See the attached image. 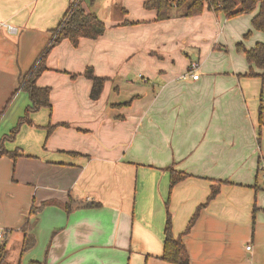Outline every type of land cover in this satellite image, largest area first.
Returning <instances> with one entry per match:
<instances>
[{"label":"crops","instance_id":"obj_1","mask_svg":"<svg viewBox=\"0 0 264 264\" xmlns=\"http://www.w3.org/2000/svg\"><path fill=\"white\" fill-rule=\"evenodd\" d=\"M69 1L0 0V123L20 95L13 126L25 114L21 77ZM95 1L81 4L103 33L49 50L36 85L49 88L50 106L5 141L16 156H0L4 264H175L160 258L166 206L176 236L218 183L181 236L189 264H264V79L247 75L263 69L236 48L264 42L256 10L172 8L159 20L136 0L105 19ZM92 76L102 79L95 97ZM170 168L187 174L171 188ZM24 236L33 241L21 253Z\"/></svg>","mask_w":264,"mask_h":264},{"label":"trees","instance_id":"obj_2","mask_svg":"<svg viewBox=\"0 0 264 264\" xmlns=\"http://www.w3.org/2000/svg\"><path fill=\"white\" fill-rule=\"evenodd\" d=\"M90 3L93 0H89ZM82 0H70L66 10L62 17L58 21L55 27L50 29V37L46 44L37 54L35 60L29 67V69L22 75L20 80V87L27 91L30 99V104L25 108V114L18 120L16 125L11 130L9 136L12 139L18 130L21 123L27 122L32 124L31 119L28 117L30 111L39 109L40 107H49V88L39 87L36 85V78L39 76L41 71L45 68L44 59L49 50L57 44L61 39H68L71 44L76 45L79 38H95L103 33L105 28L104 22L93 12H88L82 7ZM143 5L148 9L156 10V18L163 20L169 17L170 10L175 8L179 11L180 15L190 16L199 14L202 12L204 7L212 9L215 12L221 11L226 17H233L242 13H255L251 17V24L253 28L264 32V0H145ZM250 34V30L243 34L246 38ZM237 49H242L245 52L246 60L249 64L263 69L262 73H256L250 69L247 75H260L264 77V42L257 41L252 47L245 48L241 41L236 43ZM90 70H87V75L90 76ZM102 87V79L92 76V88L91 96L95 97ZM264 110V96L261 95L258 112L259 122L261 121L262 112ZM50 126L47 128V132H50ZM9 155L15 157V153L8 151L5 147L0 144V156ZM187 174L182 171H175L170 168V188L180 179L186 177ZM225 181V180H224ZM219 191V183L211 185L210 192L206 200L197 206L193 215L189 219L185 229L182 233L174 235L171 228V215L166 206V217H165V230L163 247L160 258L166 262L175 264H189V256L183 243L181 236L187 233L194 221L196 220L199 210ZM97 203H89L86 205H96ZM66 208L70 206L66 204ZM35 208L32 206L30 212H33ZM28 225L26 220L21 229L25 232ZM33 239L24 236L20 252L26 251L32 244ZM4 245H0V264H4ZM28 264H40L36 260L29 261Z\"/></svg>","mask_w":264,"mask_h":264},{"label":"rangeland","instance_id":"obj_3","mask_svg":"<svg viewBox=\"0 0 264 264\" xmlns=\"http://www.w3.org/2000/svg\"><path fill=\"white\" fill-rule=\"evenodd\" d=\"M135 1L136 0H96L95 1V7H96V11H98V13L101 15V17H104L105 19H107V18H110V17L119 16L121 14L120 7L122 5L128 4V5H132L133 6ZM259 32H262V31H259ZM260 77H261V79L262 78L264 79V77H262V76H260ZM13 95L14 94H12L10 96V98ZM23 96L24 95H20L19 96V98L17 99L16 103L12 106V108L6 113L5 116L3 115L4 118H3V120L0 123V144H2L4 147H5V141H10L11 140L9 138V136L11 134V130L14 127L13 125L15 124L14 122L11 121V119H13L19 113H20V115L23 114V104H22L23 102L22 101L25 100V99L23 100ZM6 102L7 101H5V105H6ZM9 124H10V126H7ZM5 127H6V130L1 132V129L5 128ZM1 133H3V134H1ZM3 240H4V238H3ZM3 240H0V242L3 241Z\"/></svg>","mask_w":264,"mask_h":264},{"label":"built area","instance_id":"obj_4","mask_svg":"<svg viewBox=\"0 0 264 264\" xmlns=\"http://www.w3.org/2000/svg\"><path fill=\"white\" fill-rule=\"evenodd\" d=\"M198 66L199 64L196 61H194L189 65L187 69V74H189L193 79H196L198 77V74L196 73ZM5 234H6V230L4 228H0V240L4 238ZM246 248H250V245H247Z\"/></svg>","mask_w":264,"mask_h":264}]
</instances>
